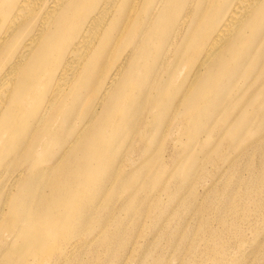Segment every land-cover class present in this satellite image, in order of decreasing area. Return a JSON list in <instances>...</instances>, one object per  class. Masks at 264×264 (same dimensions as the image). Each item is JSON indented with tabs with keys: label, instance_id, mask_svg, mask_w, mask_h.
I'll return each mask as SVG.
<instances>
[{
	"label": "bare ground",
	"instance_id": "bare-ground-1",
	"mask_svg": "<svg viewBox=\"0 0 264 264\" xmlns=\"http://www.w3.org/2000/svg\"><path fill=\"white\" fill-rule=\"evenodd\" d=\"M42 4L10 0L4 20L7 9L0 10V50L9 40V50L16 49L0 70V231L13 234L15 253L24 257L55 250L45 232L59 219L52 216L58 203L51 208V198L31 188L34 175L49 168L45 162L55 155L60 162L74 145L107 129L129 130L133 144L154 143L156 150L142 156L157 158L165 145L184 139L170 131L173 120H191L211 78L264 45L263 32L254 31L264 25V0ZM180 66L188 78L174 77ZM29 157L45 164L31 170Z\"/></svg>",
	"mask_w": 264,
	"mask_h": 264
},
{
	"label": "rangeland",
	"instance_id": "rangeland-1",
	"mask_svg": "<svg viewBox=\"0 0 264 264\" xmlns=\"http://www.w3.org/2000/svg\"><path fill=\"white\" fill-rule=\"evenodd\" d=\"M9 1L0 0L3 20ZM254 31L264 34V25ZM9 45L0 50V70L15 55ZM186 71L180 66L174 77L188 78ZM208 87L191 120H173L170 131L184 139L157 158L142 156L154 143L133 144L129 130L107 129L60 162L57 155L45 162L31 188L51 198V208L58 203L52 216L59 219L45 232L55 250L47 244L16 254L13 234L2 228L0 264H264V45L230 62ZM45 163L26 159L31 170Z\"/></svg>",
	"mask_w": 264,
	"mask_h": 264
}]
</instances>
